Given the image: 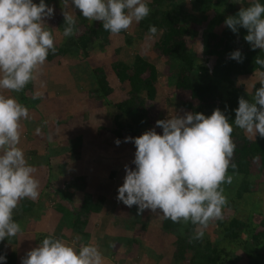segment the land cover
Masks as SVG:
<instances>
[{
	"label": "clouds",
	"instance_id": "9594fccd",
	"mask_svg": "<svg viewBox=\"0 0 264 264\" xmlns=\"http://www.w3.org/2000/svg\"><path fill=\"white\" fill-rule=\"evenodd\" d=\"M61 4L63 36L72 37L76 20L67 10L70 0H61ZM71 4L90 22H101L111 34L128 30L151 12L147 0H71ZM53 16L54 7L45 0L38 4L34 0H0V89L23 91L37 79L49 54L57 52L55 37L45 27V20ZM224 23L237 35L240 28L246 29L244 39L251 49L264 51V4L259 0L241 7ZM157 33V27L150 25L149 36ZM229 58L243 62L244 57L237 49ZM255 63L264 67L259 56ZM259 83L261 87L255 89L251 100L239 97L234 110L235 127L253 139L257 134L264 138V79ZM29 118V109L16 97L0 94V241L22 232L14 212L22 200L35 201L40 195L36 168L19 147L21 121ZM155 127L161 128L162 134ZM155 127L138 137L125 138L124 142L135 144V168L125 165L126 175L116 199L129 208L137 206V215L150 210L173 223H191L195 228L190 242L202 240L209 224L223 219L228 203L222 185L232 183L228 170L237 168L233 123L216 108L210 116L185 112L157 120ZM41 133L42 128L37 127L36 134ZM48 139L51 141V135ZM115 143L119 146L121 141ZM79 240L76 236L75 241ZM0 262L6 264L5 255H0ZM21 264H104V257L93 244H80L77 249L48 235L27 251Z\"/></svg>",
	"mask_w": 264,
	"mask_h": 264
},
{
	"label": "rangeland",
	"instance_id": "374dc122",
	"mask_svg": "<svg viewBox=\"0 0 264 264\" xmlns=\"http://www.w3.org/2000/svg\"><path fill=\"white\" fill-rule=\"evenodd\" d=\"M150 1L151 0H147V3ZM254 1L255 0H242L241 3H239L237 0H213L211 3L214 4V2H217L218 4L214 7V12L211 16H216V14L220 13L229 16L235 8L240 9L244 5L247 6V3ZM48 2L49 6L54 7V16L51 19L45 20V23L47 24L45 27H49L50 31H52L56 44L64 40L63 4H61V0H48ZM67 10L76 20V31H82L83 27L81 26V23H79V16L81 15L80 10L76 9L74 5L71 4V0ZM84 19L86 24L93 26L97 22H90L86 18ZM239 30L241 32L240 36L244 38L247 35V30L244 28H240ZM123 33L124 34H110L102 49L95 50L93 53L89 54V59L80 52L72 55L58 56L55 58L54 62H51L52 65L48 66L52 68L49 73L54 75V78H51L50 80L49 77L52 76L46 73L48 67L44 65L37 74V79L29 83L33 96L39 98L40 95L43 96L47 90V92H51V94L60 93V97H62L58 102L55 101L59 106V109L56 114L52 116L54 121L57 120L60 125H63L62 132H60L57 127L52 126L53 131L56 134L61 136L65 128V135L62 139L58 138L57 141L51 139V141H49V135L53 138V133L50 132V117L46 119L42 118V122L35 121L31 123L29 127L25 126V120L21 121V141L19 147L24 151L25 158L31 165L35 164L33 165L34 167L37 165L39 166L35 167L38 173H46L44 171L45 168L48 173L50 171L52 172L53 177L48 189L49 194H51L53 198L46 203L49 206L51 205L52 209L60 204L66 206L65 208L68 212L75 213L77 210L76 203L79 204L78 201H96V193L94 190L102 191L110 189L112 194L117 197L118 188L123 184L126 175L125 165L135 168V165L132 164L136 151L135 144L132 142H124L125 138L130 136L127 133H123L121 139H119L121 143L117 146L115 140L118 138H115L110 134V129L107 127L104 113L106 110H111L115 104L126 99L127 89L135 91L136 87L128 82L119 83L114 73L109 68L110 63L114 61H128L134 54L141 56V58L147 62V70L144 75V80L148 84L155 85L158 94L156 95L155 100L146 101L148 110L147 122L146 125L141 128L140 135L145 131L154 128L157 120L166 119L174 115L183 116L186 112L183 108L179 107V102L183 100L189 101L188 93H182L180 90H176L170 86L165 87L164 83L166 81V76L169 75V71L166 59L159 56L154 50V42L157 39V35L150 37L148 34L139 33L136 22H134L128 30L123 31ZM200 41L201 39L198 37H196L195 41H191V51L198 59L202 58L201 53L203 51ZM53 66L61 67L63 70L54 72ZM96 67H102L104 69L105 78L108 82L110 91L103 99L107 101L109 105H106L103 99H100L97 94H93V91L91 92V89L95 88V83L91 76V70ZM65 74H70V77ZM127 74H129V72ZM57 76L59 77L57 78ZM261 79H264V72H253L246 77L245 82L243 79V85L251 98L255 89L261 87V84L259 83ZM0 94L11 96L10 92L2 89H0ZM31 100L32 99H30V101ZM37 101H40V99ZM63 103L64 105H62ZM49 104H51V102H49ZM90 112H93V115ZM75 113V118L71 117V114ZM32 117H34V115ZM75 121H79L77 126H74ZM37 127L42 128V133L39 135L36 134ZM155 130L158 134H162L161 128L155 127ZM77 131H81L79 133L81 136L80 143L78 139H71ZM242 134L250 138L249 134L243 130ZM25 142L31 144L30 149H24L27 146V144L25 145ZM81 142H84V147ZM93 146L95 147V150L92 149ZM124 146H126V148ZM124 148L127 149V156L122 157L119 153L125 154ZM82 151L83 154L80 155V152ZM96 156H100L102 159L98 164L94 162V157L96 158ZM106 156H108V158L105 160ZM48 160H57V162L54 161L53 163H47ZM109 163H114L113 165H115V167L112 166L105 169L104 166ZM39 164H41V166ZM40 167L42 169H40ZM96 169L100 174L95 172ZM92 176L97 187H95V189H92L91 187H87V189L84 188L88 185V181H90V177ZM251 176L252 177L247 178V182L250 183V187L253 185L251 188L252 191L242 193L239 198L233 196L232 192L230 193V190L234 188L233 186L236 183H243L244 179L241 175L237 176V178L233 177L231 184L225 183L222 185L224 188V195L227 197L228 201L227 205L223 208V219L213 221L209 224L205 230L203 239L199 240L201 243L200 245H204L205 242H208V244H216L219 242L222 237V228L227 226L231 219H236L240 222L244 221L247 224L251 222L256 225V223L264 218V171L256 173L255 176ZM80 177H83L84 179L80 181ZM65 184H67V189L71 190L68 195V200H65L66 196L62 194L63 190H66ZM80 186H82L81 189ZM228 189L230 190L227 191ZM43 200L44 202L46 201V199L42 198L41 201ZM116 201L118 200L116 199ZM109 206L110 205L104 206L100 210L99 223L96 226L97 232L99 233L108 232L106 227L109 225L110 211L113 210L112 208L109 209ZM124 209L130 214L129 216L124 217L123 211H120L119 213L117 212L116 214L124 221V223L126 222L128 224V227L134 225L136 219L145 223V213H147V221H151L150 226H152V223L157 216V213H153L150 210H145L142 214L137 215V206H133L131 209L124 206ZM91 221L95 223L94 218ZM217 221H219L220 224H217ZM221 222L223 227L220 226ZM116 223L120 224L119 220ZM163 223L164 227L167 226L168 228H171V230L170 232H166L165 235L160 236L158 250L163 261L171 263V253L176 248L174 244L176 239L178 237L191 238L195 226L191 223H173L171 220H167L166 222L163 221ZM64 224L65 222H60V227L56 226L53 229V232H47V235H44V232H41L38 242H42V240L48 235L56 236L58 231L63 232L61 226ZM119 228L120 227L117 229ZM248 228L250 227L241 231L240 237L242 239H244L246 235H250ZM80 230L86 231L87 228L83 227ZM110 231L112 232L111 229ZM37 234L38 233H36L35 237L38 236ZM150 239H153V236H151ZM222 244L218 245V248H223L226 254L217 251L216 253L217 258L223 264H231L229 259L233 258H236L233 264H264V252L261 253L258 248H255L256 255L251 254L248 259V256L245 257L240 250V247L236 246V244L230 243L228 245L224 241ZM139 245L143 248L142 244ZM249 246L250 245H248V247ZM251 248L254 250L253 246H251ZM12 258L13 254L6 255L7 260L10 261Z\"/></svg>",
	"mask_w": 264,
	"mask_h": 264
},
{
	"label": "trees",
	"instance_id": "16d2710c",
	"mask_svg": "<svg viewBox=\"0 0 264 264\" xmlns=\"http://www.w3.org/2000/svg\"><path fill=\"white\" fill-rule=\"evenodd\" d=\"M212 1L151 0L148 3L151 8L149 16L137 23V26L139 33L148 35L150 25L157 27L158 33L154 42V50L159 56L166 59L169 71L164 83L165 87L170 86L189 95V101L179 102V107L186 112L203 113L205 116H210L214 109L219 108L229 118V122L233 123L232 139L236 144L233 162L237 168L232 169L230 167L228 174L236 178L241 175L244 181L242 184L236 183L233 189L227 191L230 190L233 196L239 198L242 193L252 191L253 185L250 187L247 178L264 171V138H260L258 134L255 139L248 138L242 134L241 129L234 125V110L238 107V98L243 96L245 99L251 100L250 94L247 93L243 85L246 77L253 72H264V67L255 63L257 56L264 59V51L260 49L253 51L250 44L240 36V30L238 35L234 34L224 23L228 16L222 13L211 16L214 7L218 4L217 2L213 4ZM241 1L237 0L239 3ZM34 2L38 4L39 0H34ZM254 2H249L246 4L247 6L242 7H248ZM259 2L264 4V0H259ZM45 3L49 5L48 0H45ZM239 10L235 8L229 16L236 15ZM79 23H81L83 30L76 31L72 37H64V40L56 43L57 52L54 55L50 53L47 61H52L58 56L79 52L89 59V54L102 49L111 33L103 29L101 22L97 21L94 26L86 24L82 15L79 16ZM119 34L124 33L122 31ZM196 37L201 39L203 50L201 59L196 58L191 51V41H195ZM237 49L241 51L244 57L243 62L229 58V54ZM109 68L119 83L128 82L134 85L136 90L127 89L126 99L113 107L111 105V110L105 111L107 127L110 129V134L118 139H121L123 133H127L133 138L138 137L141 134V128L147 122L146 101L155 100L158 94L155 85L148 84L144 80L147 62L141 56L134 54L128 61L110 63ZM128 72L129 74H127ZM91 76L95 83V88L91 89V92L93 91V94L95 93L100 99H103L110 91L104 69L102 67L92 69ZM243 79L244 82H242ZM10 94L29 109L30 118L25 120L26 127L35 121L42 122V118L48 117H50V124L55 122L54 126L60 125L57 120L54 121L52 118L59 106L53 101L38 102L39 98L33 96L30 84L23 91L10 92ZM103 101L109 105L104 99ZM33 115L34 117H32ZM50 129L53 130L51 125ZM50 132L53 133L52 139L55 141L64 137L59 136L54 131ZM79 133L80 131L76 132L71 139H78L80 143L81 136ZM81 154L83 151L80 152ZM101 161L100 156H96L94 159L97 164ZM110 167L112 166H104L105 169ZM83 179L80 177L79 180L82 181ZM81 188L82 186H80ZM104 191L107 193L109 189ZM101 196L103 197V195ZM28 202V199L22 200L18 207L25 211ZM102 203L101 197L95 202L82 201L79 203L74 213L73 227L80 229L89 225L90 219L98 213ZM217 224L220 222L217 221ZM220 226L223 227L222 222ZM247 227H250L248 228L250 235L248 234L242 239L240 233ZM223 241L228 245L233 243L239 246L243 255L248 256V259L251 254L256 255L255 248L260 249L261 253L264 252V218L256 225L251 222L247 224L244 221L231 219L228 225L222 228V237L216 244L205 242L204 245H200V241L190 242V237H178L174 243L176 248L171 253V263H166L158 255L155 264H223L217 258L216 253L217 251L226 254L223 248H218V245L222 244ZM135 242L133 243L135 248H132L134 251L141 248L140 243L137 240ZM248 245L250 246L248 247ZM251 246L254 247V250ZM235 259H229V262L233 264ZM6 264L15 263L6 259Z\"/></svg>",
	"mask_w": 264,
	"mask_h": 264
},
{
	"label": "crops",
	"instance_id": "0c3cea01",
	"mask_svg": "<svg viewBox=\"0 0 264 264\" xmlns=\"http://www.w3.org/2000/svg\"><path fill=\"white\" fill-rule=\"evenodd\" d=\"M54 60L52 61L46 60L44 65H46V67L51 66L52 65L51 62H54ZM50 69L52 68L48 67L46 70V73L50 74L49 73ZM53 69H54V72L63 70L61 67H56V66H53ZM50 75L52 76V77H49L50 80L51 78L55 77L52 74ZM65 75H68L70 77V74H65ZM58 77L59 76H57V78ZM60 98H62L60 97V93L51 94V92L48 93L47 90L45 91V94L43 96L40 95L39 97L40 102L53 101L54 103H56L55 101L58 102ZM88 98H91V97H88ZM62 105H64V103ZM90 113L93 115V112H90ZM75 116H76V113L71 114V117L75 118ZM78 124H79V121L78 122L75 121L74 126H77ZM50 125L54 126L55 122H53ZM57 128L60 130V132H62L63 125L62 124L58 125ZM64 131H65V128H64ZM64 131L61 136L65 135ZM60 139H62V137H60ZM26 144L27 146L24 149L26 150L30 149L31 144L29 142H25V145ZM81 144L83 146L84 142H81ZM92 149L95 150V147L93 146ZM119 154L122 155V157L127 156V149H125V154H122V153H119ZM107 158L108 156H106L105 160ZM54 161L55 160H48L47 163H53ZM55 162H57V160ZM113 164L114 163H109L106 165L115 167V165ZM39 165L41 166V164ZM35 167H39V166L37 165ZM40 169L42 168L40 167ZM44 171L46 173L44 172L43 174L41 172L38 173L37 170L35 173L36 177L40 180V195L38 199H36L35 201L28 199L29 202L26 205L27 208L25 209V211H22L18 207L14 212V219L18 223H20L22 227V232L15 237H11L9 239H5L4 241H0V255L2 254L12 255L13 254V258L11 261H14L15 264H21V258L26 255L27 251L39 245L37 243H39L38 239H40L39 235H41V232H44V235H47V232L52 233L53 229L56 226L60 227L59 224L60 222L63 221L65 222V224L61 226L63 232L58 231L55 237L62 239L63 241L76 247L77 249L79 248L80 244L90 243V244L97 246L103 254L104 264H155V261L158 258L157 255L160 256L159 250H158V245L160 244V236L165 235L166 232H170L171 230V228H168L167 226L166 227L163 226L164 225L163 221L166 222L167 220H164L163 218H161L162 216L160 214H157V216L155 217L152 223V226H150L151 221L150 222L147 221V213H145V219H146L145 223H142L140 222L139 219H136V221L134 222V225H132L131 227H128V224L126 222L124 223V221L121 220V218L118 217L116 213L123 211L124 217H127L130 214L126 211V209H124V206L128 209H131L132 207L129 208L126 205H123V203L116 201L115 199L116 197L115 195L112 194L110 189L107 193H104L105 192L104 190L102 191L94 190L96 193L95 200H97L99 197L103 199L101 208L104 206L110 205L109 209L110 208L113 209L112 211H110L111 213L109 214L110 216L109 225L106 227V229H108V232H100V233L97 232L96 226L99 223V214H100L101 208L99 209L98 213L95 214L90 219V224L87 226H84L85 228H87L86 231L80 230L83 227H81L80 229L79 228L75 229L73 227V220L75 217L74 212L73 213L68 212L65 208L66 206H62L60 204L56 205L57 207L53 209L51 208V205L49 206L48 204H46L53 198V196L49 194V189H48L53 175L51 171L48 173L46 168ZM95 172H97V169L95 170ZM66 186L67 184H65V188ZM87 187H91L92 189L93 188L95 189V187H97V184L94 181L93 176L90 177V181H88V185L84 188L87 189ZM70 192L71 190L67 188L66 190H63L62 194L66 196L65 200L69 199L68 195L70 194ZM43 193H46V194H43ZM101 195H103V197ZM42 198L46 199V201L45 202L44 200L41 201ZM82 201H78V202L81 203ZM88 202H95V201H88ZM78 205L79 204L76 203V207ZM93 218L95 220V223L91 221ZM118 220L120 224L116 223ZM117 226L120 228L117 229L118 228ZM110 229L112 230V232L110 231ZM36 233H38L37 237H35ZM76 236L81 237V240L75 241ZM151 236H153V239H150ZM135 240H137L140 244H142L143 248L141 247L139 249H135V251L132 250V248L133 249L135 248L133 244ZM74 241L75 243H73ZM6 253H11V254H6ZM0 264H4V262H0Z\"/></svg>",
	"mask_w": 264,
	"mask_h": 264
}]
</instances>
